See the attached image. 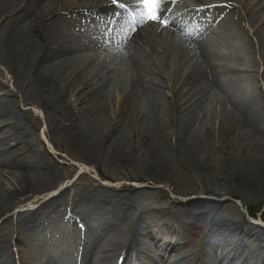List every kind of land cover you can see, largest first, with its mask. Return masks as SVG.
<instances>
[{"label": "bare ground", "instance_id": "1", "mask_svg": "<svg viewBox=\"0 0 264 264\" xmlns=\"http://www.w3.org/2000/svg\"><path fill=\"white\" fill-rule=\"evenodd\" d=\"M43 1L0 0V19L5 17L0 28V63L11 73L15 71L21 76L24 80L22 89L26 84L39 90V98L35 103L52 109L60 117L52 121V132L68 136L81 152L84 162L100 164L102 158L118 163L127 162L154 183L168 182L175 165L188 167L202 174L220 169L227 174L232 187L238 185L255 195H264L262 111L252 108L250 104L241 108L237 102L233 105L226 101L220 103L218 113L212 111L214 114L208 115L205 113V99L200 95L203 89L198 85L192 90L188 88L196 78L191 71L178 81L184 87L182 84L176 86L170 99L164 97L163 86L154 83V76H160L161 71L158 68L152 69V47L158 37L166 43L171 36L164 33L163 37L152 32L154 37L148 38L142 45L143 37L150 32L146 27L129 31V71L133 80L121 99L116 121L111 122L110 126L108 122L100 120L110 114L111 107L107 91L109 81L103 76L104 71L97 66L94 70L95 77L87 80V74L82 78L78 87H81L82 94L76 100L84 109L76 112L68 103L69 96L57 79L61 78L64 83L72 74L80 77L79 72L85 69L87 63L77 64L75 67L74 64H66L61 67L59 63L54 64V61L61 60L63 55L72 52H84L89 47L86 43L79 45L78 41H82L80 39L72 43L68 40L66 42L57 29H52L48 24L53 21H48L51 14L47 10L50 8H43ZM90 1L92 5L89 11L95 9L97 15L104 10L113 9L107 5L100 6L99 0ZM57 2L58 0L53 3ZM84 9L86 7H73L70 10L80 11L81 14ZM175 56L180 57L179 51L171 48L168 57L172 60ZM194 66L212 68L213 63L196 62ZM178 69L182 67L179 66ZM189 76L191 78L187 79ZM203 87L206 89V86ZM205 98L207 99L206 96ZM5 99V96L0 97V214L18 204L23 205L34 196L56 190L63 178L52 157L46 152L38 155L24 139L25 133L19 122L25 119L29 121L31 112L21 111L20 106L15 108L13 103L4 102ZM141 102H144L143 105ZM221 117L227 118L225 123L228 121L231 132L242 133L236 142H228V150L219 147L216 140L212 141L210 130L205 129V134L198 130L206 126L207 119L211 123L212 119L219 120ZM35 125L38 123L33 125V131L38 129ZM28 134H31L30 131ZM137 138H140L139 146L128 144L129 140L135 142ZM105 154L110 157L99 158ZM96 156L98 159L95 161ZM3 176L10 182L3 181ZM12 180H16L17 187L11 191L9 185ZM142 181L151 183L146 179ZM200 193L205 194L199 190L191 192L195 195ZM230 193L234 194L233 191L218 193V197L231 195ZM22 194L25 199L20 198ZM137 194L138 190L131 186H121L118 189L99 187L94 190L87 187L74 192L70 186L62 188L57 196L47 201H43L46 196L34 197L36 200L28 201V205L37 207L36 210L16 213L24 231L17 239V244L26 249L23 250L22 260L27 257L35 262L33 250L39 248L52 254L53 264H116L120 259L121 264H214L221 260L227 264H238L241 253L244 256L240 259V264H263L264 239L260 237V233L249 226L231 221L224 223L223 229L230 239L226 240L224 234L223 238H217L213 232L221 224L220 220L208 221L207 211L202 210L198 216L194 213L199 207H209L208 211L213 212L216 208L229 204L227 199L201 200L197 196L187 202L170 200L176 206V211L150 205L147 210L138 212L135 208ZM67 201L86 208L84 215L88 224V237L104 240V245L114 253L113 260L100 251L99 243H93L96 253L92 256L83 255L80 260L64 253H56L55 250H59V246H66L65 243H32L35 232H39L41 228L46 229L41 221H48L50 212ZM196 219H202L201 227H197L194 222ZM8 221L9 218H6L0 229H4ZM142 228L145 233L141 235L139 231L142 232ZM190 229H198L200 234L204 233L199 239L201 244L194 243L191 247V243L179 240L181 231ZM140 236L145 239L148 236L152 249ZM12 245L10 237L0 230V264H13ZM32 245L35 247L31 248ZM78 247L79 245L76 246ZM234 253L239 255L234 256Z\"/></svg>", "mask_w": 264, "mask_h": 264}, {"label": "rangeland", "instance_id": "2", "mask_svg": "<svg viewBox=\"0 0 264 264\" xmlns=\"http://www.w3.org/2000/svg\"><path fill=\"white\" fill-rule=\"evenodd\" d=\"M54 1L56 0H44L42 4L43 8H46V6L50 8V10H47L50 12V14L55 12L52 14L53 17L51 15L48 16V21L53 19L51 24L48 23L49 26H51L52 29H57L61 33L62 37L65 38L66 42L68 40L70 43H72L73 41L76 42L79 39H85L84 37H87V40H90L88 43L90 42L91 44L89 47L90 49L87 51L84 49V52H72L71 54L63 55L61 60L54 61V64L59 63L61 67L66 64H74L75 67L77 64L87 63L85 69L79 72L81 78L72 74L68 80L65 79L64 83L61 78H58L57 81L62 83L65 91L67 92L69 96L68 103L73 109H75L76 112H78L84 109V106L79 104L78 100H76L80 99L79 95L81 96L82 94L80 93L81 87L78 88L82 83V78L86 77L87 74L89 75L87 80L95 77L96 73L94 70L96 66L99 70L104 71L103 76H106L109 81V87L107 88V91L111 110L109 115L106 114L105 118L100 120L105 123L108 122V124L111 126V122H115L118 117L121 99L123 98L126 90L129 89V85L133 80L132 73L129 71L130 47L126 45L125 42L115 44L119 45V49L109 48L107 46L110 44V37H108L109 20L105 15H97L96 11L92 10L94 13L92 11H90L92 12L90 13L87 10V7L92 5L90 0H58L57 3H53ZM162 1L166 3L167 0ZM201 1L205 4L212 3V7L208 13L213 14V16L217 17L228 14L227 11L223 10L219 5V0ZM182 2L183 3L181 4L183 7L180 3L179 5L181 7L174 4L176 10L181 13H188V6L192 2L189 0H182ZM50 3L53 4L49 5ZM165 3L160 2L156 6L160 10L165 6ZM71 4L73 5L70 6ZM166 4L169 6L171 2L169 1ZM24 5L25 4H23V6ZM73 7H86V9H84L85 15L80 16L77 11L70 10ZM4 20L5 17L0 19V28ZM150 23L151 22L149 20L148 24ZM245 29L247 31V26ZM106 31L108 32L107 34ZM115 35L116 33H110V36L112 37ZM176 39L178 40L177 44H180V41L187 43V45L191 43V41L181 38L180 34L177 36V38H175L174 41H176ZM212 40L214 42L220 43L219 48L222 47L227 51L226 41L220 32L216 33V35H212ZM192 42L195 43V41ZM241 42L244 44V48H246L248 51L239 49L238 55V52L234 50V56L231 60L229 58L227 60V55L225 53H221L220 58L222 59V62H220V64L233 66L240 71L248 70V72L226 73L224 70H221L223 73L220 74L221 78H223V75L225 77V80H223V87L225 90H223L222 85H220V87L213 85L211 89H208V100L205 104L207 109L205 113H208V115L214 114L212 111L218 113L220 103H226V101H228L233 105H235V102H237L241 108H244L246 104H250L254 109H259L262 111V116H264V68L257 69L258 63L253 58L259 57L261 54L258 52V46L255 44V47L252 50L251 44V48L249 49L242 39H240L238 43L239 46H242ZM166 47L168 46L163 44L162 39H158L157 42H155V47L153 50L156 53H162ZM88 55L90 56L89 58ZM156 56L157 54L155 55V58ZM155 63L158 65V60H156ZM57 69H59L58 66ZM70 72L71 71H69V73ZM177 73L178 72H176L173 67H170L163 72L164 78L166 79L167 89H169V91L167 89L165 91L169 95L172 94V90L174 88V83L172 80L169 81V78L177 76ZM155 81L165 82V80H158L157 77L154 76V82ZM176 83H178V78L175 80V84ZM0 84V97L5 96L6 99L4 102L13 103L15 108L20 106L21 111L31 112L29 121L25 119L24 121L19 122L22 130H24L25 133L24 139L28 141L29 146L35 151V153L38 155H43L44 152H46L52 157V161L57 166H59L61 178L63 177L59 183L60 187L63 185H69L74 192V190L85 189L87 187L94 190L99 187H114L118 189L121 186H131L138 190L135 201V208L136 211L138 210V212L147 210L148 206L150 205L152 207L176 211V206L171 204L170 200L187 202L190 199H195L197 196H200V198H202L201 200L211 199L216 201H224L227 199L229 204H224L216 208L213 212L208 211L209 207H202V209L199 207L195 209L194 213L198 216L202 210L207 211L206 219H208V221L215 222L220 220L221 224H219V226L215 229V232H213L217 238H223L224 234L226 240L230 239L229 234H225L223 229L225 227L224 223H230L231 221H235L240 225L249 226L254 231L259 233L264 232L263 222L261 223V226H259L258 224H255L257 222H254L253 224V221L247 217V211H257V217L264 216V211H262L264 210L262 209V206L264 205V195H255L246 190L244 187L238 185L232 187L226 177L227 174L223 170L215 169L209 174H202L191 168L175 165L168 182L154 183L147 177H144L141 172L128 165L127 162L118 163L102 158L100 164L96 162L86 163L81 158V152L72 144L71 139H68V136L61 135L58 132H52V121L60 119V117L52 109H49L45 106L43 107L42 104L35 103L37 98H39L38 89L26 84L25 88L22 89L24 80L21 78V76L17 75L15 71L11 73L1 63ZM143 103L144 102H141L142 105ZM221 118L219 120L212 119L211 123L207 119L206 126L203 129L198 130L202 134L207 132L205 129L210 130V134L213 137L212 141L214 142L216 140V144L219 147L228 150V148H226L228 142H236L238 136L240 137L242 133L239 132L238 134L237 132H231L228 121L225 123L227 118ZM63 122L64 121H62V123ZM36 123H38V125H35L38 126V129L33 131V125ZM262 125H264V123H262ZM28 131H30L31 134L27 135ZM132 143L139 146L140 138H137L135 142L129 140L128 144ZM101 157L110 156L105 154L100 155L99 158ZM96 159H98V156L95 157V161ZM98 174L101 176L99 177ZM104 177L108 181H117L116 183L105 182V179H103ZM99 178H101L103 181ZM143 179H146L151 183H145L142 181ZM2 180L8 183L10 182V180H6L4 176L2 177ZM15 185L16 180H12L9 185L11 191L17 187ZM195 190L205 192V194H191V192ZM229 191H233L234 194L230 193L231 195H223L218 197V193L222 194ZM46 195L50 194L45 193L37 196L43 197ZM24 196L25 195L22 194L20 198L25 199ZM33 198L29 199L28 201H34ZM28 201L24 203L27 204L25 207H22V205L18 204L13 208L8 209V212L5 211L4 213L0 214V225L6 218H9V221L5 223L6 225L4 226V229L1 227L0 230L2 233L4 232L6 236L10 237L11 243L15 244L12 245V252L16 261L18 258L22 259L23 250L26 249L18 245L16 242V239L20 238L24 231L21 228L20 219L18 218L17 214H14L21 208L22 210H26L25 212L31 209L33 206L28 205ZM186 220L190 222V220ZM194 222L197 224V227H201V225H203L202 219L201 221L196 219ZM128 224L134 225V223ZM195 232H197V236L196 233L195 235H192L188 232V234H185V236H190L191 241H195V243H201L198 237L200 234L199 230L196 229ZM203 235L204 233L202 232V237ZM142 237L143 236L140 238ZM214 238H212L213 241L215 240ZM98 242L105 250L107 255L114 257L112 251L105 247L104 240L102 241L100 239ZM54 243L59 242L55 241ZM234 254L239 255V253ZM243 256L244 255L241 253L240 258ZM261 263L264 264V262ZM24 264H30L27 257L24 261ZM214 264L220 263L216 261Z\"/></svg>", "mask_w": 264, "mask_h": 264}, {"label": "snow or ice", "instance_id": "3", "mask_svg": "<svg viewBox=\"0 0 264 264\" xmlns=\"http://www.w3.org/2000/svg\"><path fill=\"white\" fill-rule=\"evenodd\" d=\"M137 2L144 6H151L153 8V14H151L148 19L151 20H159L162 24L167 26V21L164 20V17L162 15H159L156 13L155 6L160 3V0H137ZM113 4L117 6L123 7L124 5L121 3V0H113ZM135 20V18H133ZM143 21H141L142 23Z\"/></svg>", "mask_w": 264, "mask_h": 264}]
</instances>
